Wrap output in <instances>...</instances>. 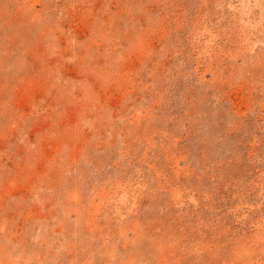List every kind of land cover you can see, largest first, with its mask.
<instances>
[{
	"label": "rangeland",
	"instance_id": "obj_1",
	"mask_svg": "<svg viewBox=\"0 0 264 264\" xmlns=\"http://www.w3.org/2000/svg\"><path fill=\"white\" fill-rule=\"evenodd\" d=\"M0 264H264V0H0Z\"/></svg>",
	"mask_w": 264,
	"mask_h": 264
}]
</instances>
